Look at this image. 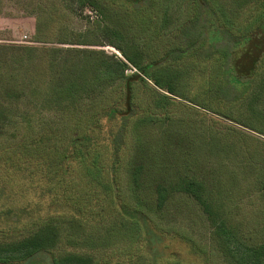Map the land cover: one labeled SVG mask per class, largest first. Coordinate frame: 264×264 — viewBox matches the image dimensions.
<instances>
[{"label":"trees","instance_id":"trees-1","mask_svg":"<svg viewBox=\"0 0 264 264\" xmlns=\"http://www.w3.org/2000/svg\"><path fill=\"white\" fill-rule=\"evenodd\" d=\"M59 1L98 18L57 44L51 15L35 44L0 42V264H264V242L212 192L236 142L264 190L251 148L264 138V0ZM145 128L158 130L160 153ZM31 192L48 194V207ZM190 199L211 223L209 244L162 225L165 209ZM114 232L129 243L99 260L92 251L118 246ZM156 233L194 258L161 249Z\"/></svg>","mask_w":264,"mask_h":264},{"label":"rangeland","instance_id":"rangeland-1","mask_svg":"<svg viewBox=\"0 0 264 264\" xmlns=\"http://www.w3.org/2000/svg\"><path fill=\"white\" fill-rule=\"evenodd\" d=\"M180 2L181 0L169 1V3ZM113 3L115 7L128 9L127 7L130 2L127 0H117ZM174 6L176 5L171 6L173 7L172 11L178 13V8L175 10ZM49 15L52 16V22L48 26V39L51 43L57 44L56 42L64 34L68 37L69 34H77L84 31L86 27L91 25V22L98 18L99 13L87 6L79 8L76 10V13L71 14L59 0H0V42L35 44L33 37L36 23L39 17H47ZM98 48L116 53L121 57V54L112 46L105 45ZM179 115L184 117L182 113H178L177 116ZM209 119L211 118H208L207 122H211ZM145 129H149L142 132V141L145 146H152L154 151L160 153L158 130L155 128ZM178 130L182 133L191 132L189 128L185 127H181ZM258 138L259 141L263 142L261 146L253 145L251 148H255L264 159V138ZM244 149L242 142H236L230 158H226L222 162L223 171L221 167V172L216 170L214 174L212 173L214 179L212 183L213 198L217 202L225 204L233 224L248 240L262 243L264 242V190H261L256 185V177L252 173V170L243 167L245 160L242 154ZM155 175L154 172L151 177ZM28 198L40 203H46V207H48V194L40 196L38 193L31 192ZM65 212H69V210L66 209ZM163 212L161 213L162 225L166 227L178 226L188 231L202 243H210L211 223L207 215L198 207L194 200L189 201V203L179 202L165 209ZM58 224H60L59 220ZM60 226L63 227L66 235L68 223L63 220ZM116 230L128 232V230L120 227ZM121 234L117 235L116 232L113 233V238L119 239L116 244L120 247L110 246L105 250L101 249L100 253L98 249H94L95 251L93 250L92 252L97 253V258L102 260L104 255L111 250L122 249L129 243V233L128 235ZM122 239L123 241H120ZM154 239L160 240V242L164 240L161 244L156 243L155 245L162 249L163 244H167L168 248L164 249L166 252L180 251L188 260L194 258L189 254L188 246L181 240L173 238H170V240L166 237L161 238L157 233L154 235ZM67 249L70 250V246ZM74 249L72 248V250ZM86 249L87 251H91V249Z\"/></svg>","mask_w":264,"mask_h":264}]
</instances>
